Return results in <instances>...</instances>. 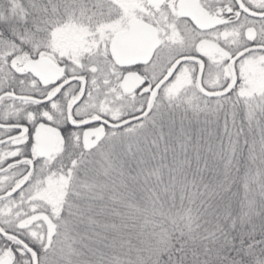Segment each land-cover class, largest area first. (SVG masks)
<instances>
[{
    "label": "snow or ice",
    "instance_id": "6c2138e0",
    "mask_svg": "<svg viewBox=\"0 0 264 264\" xmlns=\"http://www.w3.org/2000/svg\"><path fill=\"white\" fill-rule=\"evenodd\" d=\"M0 264H264V0H0Z\"/></svg>",
    "mask_w": 264,
    "mask_h": 264
}]
</instances>
